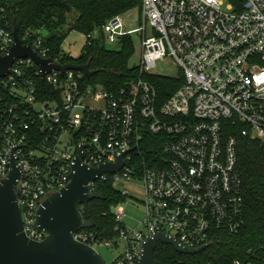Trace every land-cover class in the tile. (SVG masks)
I'll list each match as a JSON object with an SVG mask.
<instances>
[{
    "label": "built area",
    "instance_id": "obj_1",
    "mask_svg": "<svg viewBox=\"0 0 264 264\" xmlns=\"http://www.w3.org/2000/svg\"><path fill=\"white\" fill-rule=\"evenodd\" d=\"M5 1L0 0L1 55L14 44ZM131 17L133 12L109 19L102 26L105 42L140 32V73L182 80L162 103L142 77L108 90L86 84L80 70L53 69L43 76L32 58L16 59L1 82L9 91L0 96V181L14 159L21 172L17 202L30 239L46 238L37 211L67 184L82 146L89 168L116 163L125 153L119 170L86 184L88 192L98 193L111 180L127 197L112 208L116 236L103 238L83 227L74 234L97 252L96 247L115 246L116 256L105 264H141L143 243L156 233L194 249L209 246L217 232L238 234L245 222L239 142L226 124L243 125L242 135L264 144V0H142L139 27H131ZM38 33L27 31L25 39H32H21L51 63L67 64L51 56ZM85 36L89 43L95 37ZM167 57L177 64L176 77L152 72ZM147 134L165 138L166 156L155 165L137 161ZM139 181L144 218L130 227L124 220V203L131 198L127 186Z\"/></svg>",
    "mask_w": 264,
    "mask_h": 264
},
{
    "label": "trees",
    "instance_id": "obj_2",
    "mask_svg": "<svg viewBox=\"0 0 264 264\" xmlns=\"http://www.w3.org/2000/svg\"><path fill=\"white\" fill-rule=\"evenodd\" d=\"M238 3V0H229ZM2 4V3H1ZM142 0H6L11 21L16 18L20 37L25 39L27 31L41 34L44 43L51 48V56L61 57L62 63L89 64L94 74L85 77L86 84L102 85L108 90H117L132 79L142 77L156 87L162 103L181 84V79H172L151 74H141L138 65H130L135 53L132 34L120 37L118 48L109 47L102 33V26L112 17L137 10L140 13ZM71 31L95 37L85 42L80 55L74 58L63 52V43ZM99 32L100 34H96ZM0 78V96L8 95ZM41 84L43 82L39 80ZM44 86V85H43ZM50 88L47 86L46 88ZM243 125L226 124V131L238 139V170L243 180L244 226L238 234L215 233L207 248L197 254L177 252L171 245L159 243L155 258L161 264H234L236 260H264V144L251 136L241 134ZM163 136L147 134L140 146L148 165L164 159ZM162 165V163H160ZM159 166V164H158ZM102 196L85 204L82 215L94 221L92 230L103 238H114L116 221L112 208L127 200L111 180L97 189Z\"/></svg>",
    "mask_w": 264,
    "mask_h": 264
},
{
    "label": "water",
    "instance_id": "obj_3",
    "mask_svg": "<svg viewBox=\"0 0 264 264\" xmlns=\"http://www.w3.org/2000/svg\"><path fill=\"white\" fill-rule=\"evenodd\" d=\"M12 27L14 44L7 54H0V78L10 73L14 61L18 58H32L39 65L43 76L53 69L61 72L80 70L87 78L94 74L89 64H54L50 59L42 58L31 45L23 43L16 18H13ZM83 148L84 146L75 159L73 171L67 177V184L48 195L37 211L39 228L47 232L43 241L30 239L24 230L16 190L21 172L12 159L9 176L0 181V264H105L95 249L74 238V234L81 227L94 226V221L84 219L79 205L102 198L99 193L88 192L87 182L97 179L105 172L114 173L119 170L125 164V153L116 163H103L98 167L89 168L82 161ZM159 243L169 244L177 252L184 254H197L207 248H188L180 245L171 236L156 233L143 243L141 264H161L155 258Z\"/></svg>",
    "mask_w": 264,
    "mask_h": 264
},
{
    "label": "rangeland",
    "instance_id": "obj_4",
    "mask_svg": "<svg viewBox=\"0 0 264 264\" xmlns=\"http://www.w3.org/2000/svg\"><path fill=\"white\" fill-rule=\"evenodd\" d=\"M129 19V18H128ZM129 24L132 25V28L139 27V13L137 10L133 11V17L129 19ZM151 31L150 25L148 24V32ZM135 41V53L130 59V65H139L141 60V40L140 32L132 33ZM86 42V36L83 33L78 31H71L67 39L63 43V52L77 58L80 55L81 49L83 48ZM111 48H118V43L107 44ZM153 73H158L161 75H167L171 77H176L178 75V67L174 60L170 57L165 58L164 60L158 61L157 66L152 70ZM141 182H136L131 186H127L128 191L130 192L131 198L128 202L124 203V209L126 212L125 223L126 225L132 227L138 223V221L144 218V206L142 204V193H141ZM98 253L102 256L104 261L112 260L118 249L115 246L107 247H96Z\"/></svg>",
    "mask_w": 264,
    "mask_h": 264
}]
</instances>
